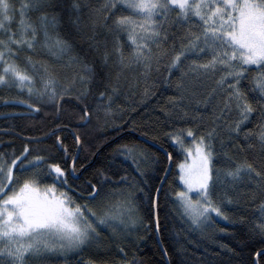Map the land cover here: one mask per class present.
<instances>
[{
    "label": "snow or ice",
    "instance_id": "snow-or-ice-1",
    "mask_svg": "<svg viewBox=\"0 0 264 264\" xmlns=\"http://www.w3.org/2000/svg\"><path fill=\"white\" fill-rule=\"evenodd\" d=\"M158 85L174 90L160 108L163 121L150 113L137 120L132 104L117 106V117L116 98L140 88L147 99ZM0 87L27 93L0 103L28 109L0 115L54 112L42 137L0 152V264H56L93 246L98 255L83 264H109L99 255L107 248L102 233L111 230L113 240L128 233L140 198L159 208L162 186L150 183L154 154L143 144H118L92 167L81 161L78 132L75 151L57 135L94 116L105 125L127 116L125 123L143 125L142 136L180 147L183 188L170 194L194 229L214 227V216L235 224L227 209L241 196L259 201L250 237L264 244V0H0ZM53 137L55 152L39 147ZM214 244L194 264L221 256L244 264L242 252ZM176 255L189 264L183 245ZM255 255L264 258V248Z\"/></svg>",
    "mask_w": 264,
    "mask_h": 264
},
{
    "label": "trees",
    "instance_id": "trees-1",
    "mask_svg": "<svg viewBox=\"0 0 264 264\" xmlns=\"http://www.w3.org/2000/svg\"><path fill=\"white\" fill-rule=\"evenodd\" d=\"M125 75L132 78L134 73L125 72ZM133 91L135 93L134 96L129 93L128 95H120L115 99L113 109L116 111L117 117L120 116L117 106L126 108L129 104H132L133 107H136L137 112L140 113L139 116L135 117L137 120L149 113L153 118L159 116L161 121L164 120L163 115L160 113V108L164 106L166 98L174 94V90L166 88L164 85H158L155 89L156 95L149 96L147 99L142 98L140 88H136ZM14 96L27 98V93H19L16 89L8 90L0 87V101ZM90 102L95 107V102ZM145 104L147 105V113L144 108ZM27 112L28 109L24 106H4L0 103V114H24ZM53 116L54 112L51 106H46L41 109L40 113L33 112L31 115L14 117L0 115V152H12L13 150L19 152L24 143H26V138L42 137L49 131ZM127 119V116L124 119H109L105 125L103 120H98L94 116L91 122L83 128H69L73 132H78L84 141L81 146V161L85 166L90 164L92 167H100L106 158H111L113 149L118 144L136 141L143 144L144 147L154 154L153 159L148 161L150 183L155 185L162 183L159 208L154 211L150 210L147 200L138 199L135 208V225L131 226L128 233L121 234L115 240L111 238V230H105L102 233V243L107 248L99 255H103L109 261V264H112L113 261H115V264H125V262L127 264H167V262L168 264H179L180 258L176 255V252L178 247L183 245L191 254L187 258L189 264H194L195 257L200 256L201 251L205 247H208L209 250H214L215 240L242 252L244 264H254L255 257L257 264H264V258L255 255V252L264 248V244L259 243L258 238L250 237L251 226L258 217L256 204L259 201L255 204L248 203L241 196L239 204L230 205L227 209L229 215L235 219V224L216 222L214 227L205 228L204 230L194 229L181 215L180 209L174 200L175 197L170 194L172 191L181 190L176 170V166L182 160L179 146L173 144L171 140L163 135L160 136L159 140L155 141L142 136L141 133L146 130L143 125L133 126L130 122L125 123ZM171 126L179 127L182 125L181 122H173ZM157 127L163 128L165 131L169 130L163 123ZM249 127H252V125L250 124ZM57 135L67 137L65 143L70 151H75L76 145L68 130L58 131ZM141 138L144 140H141ZM53 142L54 137L45 139L39 147L55 152V149L52 148ZM148 142L161 147L167 154L171 153V160L168 159L166 154ZM257 153H259L258 145L252 150L249 156L250 160ZM89 171H91V168H89ZM163 177H166V179H162ZM76 183H79V181ZM245 191L247 189H241L242 193ZM241 217L244 219L243 223L240 222ZM219 228H226L228 234L220 233L218 231ZM177 241H179V244H177ZM117 244L124 247L125 254H121L118 251ZM163 249L168 250V256L163 255ZM97 255V250L93 246L79 256L70 255L66 262L60 260L56 264H77L78 260L83 264V260L89 257H96ZM229 259L230 257L228 256L217 257L212 264H220L221 261L227 264ZM231 261L232 264H238L235 258H231Z\"/></svg>",
    "mask_w": 264,
    "mask_h": 264
},
{
    "label": "rangeland",
    "instance_id": "rangeland-1",
    "mask_svg": "<svg viewBox=\"0 0 264 264\" xmlns=\"http://www.w3.org/2000/svg\"><path fill=\"white\" fill-rule=\"evenodd\" d=\"M180 148V147H179ZM181 150V149H180ZM181 153H182V160L180 161V163L181 162H183L184 160H185V153L184 152H182L181 151ZM176 170H177V174H178V182H179V184H180V186H181V190H182V188H183V185L181 184V182H180V180H179V168L176 166ZM174 200H175V198H174ZM178 205V204H177ZM178 207H179V205H178ZM179 209H180V207H179ZM180 212H181V215H182V210L180 209ZM213 216H214V214H213ZM185 218V217H184ZM214 218H215V220H216V222H220V223H225L226 221H223V220H221L220 218H218V217H215L214 216ZM186 219V218H185ZM187 220V219H186ZM189 222V221H188ZM190 223V222H189ZM207 228H209V227H207ZM198 229H201V230H204L205 228L202 226L201 228H198Z\"/></svg>",
    "mask_w": 264,
    "mask_h": 264
},
{
    "label": "water",
    "instance_id": "water-1",
    "mask_svg": "<svg viewBox=\"0 0 264 264\" xmlns=\"http://www.w3.org/2000/svg\"><path fill=\"white\" fill-rule=\"evenodd\" d=\"M69 132H70V134L71 133H73V131L72 130H70V129H67ZM72 135V134H71ZM141 140H144V139H142L141 138ZM145 142H146V140H145ZM148 143H150V142H148ZM151 145H153L154 147H156L159 151H161L162 153H164V154H166L167 155V153L161 148V147H159V146H157V145H155V144H153V143H150ZM167 157H168V155H167ZM93 160H94V158H93ZM92 160V161H93ZM91 161V162H92ZM160 185H162V183H160ZM166 262H167V259H166ZM167 264H168V262H167ZM255 264H257V261H256V257H255Z\"/></svg>",
    "mask_w": 264,
    "mask_h": 264
}]
</instances>
